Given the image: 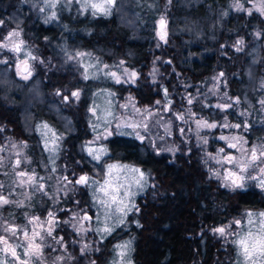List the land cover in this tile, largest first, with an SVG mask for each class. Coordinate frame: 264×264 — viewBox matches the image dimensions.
I'll return each instance as SVG.
<instances>
[{
    "label": "trees",
    "instance_id": "trees-1",
    "mask_svg": "<svg viewBox=\"0 0 264 264\" xmlns=\"http://www.w3.org/2000/svg\"><path fill=\"white\" fill-rule=\"evenodd\" d=\"M28 1L0 0V20L4 22L0 25V37L11 28L23 29L29 44L35 46L36 53L44 60L57 59L56 51L64 53V46L69 50L91 52L108 64L122 60L136 77L134 82L120 83L116 90L120 97L131 98L142 109L162 110L171 101L172 113L191 106L202 116L216 120L220 109L215 108L209 98L210 86L221 79L233 98L241 101L247 95L255 99L247 71L257 55L255 75L257 79L264 78V16L232 13L229 0H116L109 15L89 12L82 15L75 5H71L67 11L60 10L58 21L47 23L40 18L38 9L27 5ZM161 16L168 20L166 42L160 39L156 29L157 19ZM257 34H260L259 38H256ZM241 39L244 44L242 50L237 51L236 42ZM60 44L64 45L60 48ZM58 73L45 75L46 72L41 71L45 76L39 79L44 83L42 89L48 95L52 92L54 99L50 102L56 105L57 112L71 116L79 128L84 123L83 107H74L68 89L74 86V81L68 70L58 69ZM220 73L224 75L221 77ZM7 80L10 83L8 91L0 89V126L3 127L0 143L6 140L2 137L25 141L30 145L29 156L37 158L40 154L44 158L47 153L44 155L42 149H37L39 135L36 131L29 133L21 117L23 91L29 86H21L13 75ZM164 89H167V100ZM65 95L70 98L68 101L63 99ZM189 98L193 100L191 104ZM41 101L30 109L36 115L34 120L46 118L56 124L55 113L49 118L39 111L41 107L44 112L50 109L49 103L46 104L44 99ZM226 114L231 118L229 112ZM80 133L78 130L69 137L81 139ZM123 133L107 140L109 155L106 158L137 164L148 176L146 189L136 199L141 228L134 258L140 264H160L162 261L168 264H221L222 260L229 264L218 241L204 239L205 235L190 238L187 234L190 228L196 232L193 226H200L202 232L207 233L206 226L210 228L228 219L227 213L211 216L210 209L205 208L206 201L215 200V207L228 210L227 201L252 200L254 197H248L245 190L239 188H223L222 179L213 174L203 148L200 149L194 139H189L190 144L178 143L177 152L171 155L155 153L130 132ZM262 135L264 120L252 119L247 138L258 141ZM75 158L78 160L77 154ZM84 161L91 163L90 158L82 155L83 167L79 170L90 172ZM1 170L0 166V181L5 176ZM166 193H175L174 201L188 198L202 201L197 222L194 223V214L188 204L183 216L179 215L177 205H171L170 213L160 212L161 219L157 221L147 201L163 202ZM167 227L169 232L164 234Z\"/></svg>",
    "mask_w": 264,
    "mask_h": 264
},
{
    "label": "rangeland",
    "instance_id": "rangeland-1",
    "mask_svg": "<svg viewBox=\"0 0 264 264\" xmlns=\"http://www.w3.org/2000/svg\"><path fill=\"white\" fill-rule=\"evenodd\" d=\"M88 2L103 4L104 0H88ZM228 2L229 10L232 13L242 12L249 15L247 11H239L236 9L235 5L239 3L244 9L250 10L251 15L256 14L264 16V13L258 10V8L264 6V0H229ZM49 3H55V7L50 8L48 6ZM84 3L85 0H80L79 3H77V0H71V3H69L68 0H30L27 2V5H30L31 9H38L40 18L46 23L58 21L61 13L60 10L67 11L68 6L71 5H75L82 15L87 12L109 15L112 7H114L105 4L104 6L108 10V14H105L103 11H96L91 8H88L86 11L82 10ZM53 12H55L56 17L55 19H50ZM161 17L158 18L156 22L157 33L160 32L159 21ZM164 19L166 24L162 31L166 32L167 36L168 20L167 18ZM12 30H18L20 32V39L23 40L24 43L21 46L20 52H12L8 49H0V58L7 60V63H0V67L3 66V73L0 74V89L2 91H8L10 83L7 79L12 75L17 81H19L21 86H29L27 87L26 91H23V110L21 117L25 127L27 130H29V133L36 131V133L39 135V138H37L43 139L42 143L45 146L43 151L44 154L47 152L48 156H45L44 160H42L40 163L41 165H38V160L34 156L31 157L28 154V151L30 150L29 144H27L25 141L14 140L11 137H2V139L9 140L3 148L5 158L3 164L6 166L7 171L4 172L5 176L0 181V184L3 185L0 194H3L10 201H12V203L0 207L1 209H5L6 206H10V208H13L14 210H21L24 215L33 217L38 213L33 210L34 206H32L31 203L34 201L38 202V199L41 201L47 200L50 204H52L54 210L55 207L68 206V202L72 201V209L69 208L67 213V216L69 217L68 221L71 219L73 214L78 213L80 216L84 215L85 212L87 213L86 208H79V204L75 201L81 199V197L77 198L76 195H79L86 187L81 188L82 185H80V189L76 184H69L68 190L66 192L61 190L63 188V177L67 176L71 180L72 173H74L76 178L81 175H87L91 180L98 181L101 184L105 179L114 180L115 177H118V180H114V183L127 185L128 191L132 193L129 199L138 207L136 199L140 194L143 193L148 185L147 174L141 166L132 162L115 159L111 160L106 158L109 155L106 142L115 134H118L116 129V125L118 123L121 125L119 132H130L139 142L150 147L155 153L164 152L174 155L178 150V143L179 145H184V143L190 144L189 139H194L195 143L199 145L200 149L203 148L202 151L205 154L206 161L212 166L213 174L216 175V173H219V177L224 183L223 185L227 183V181L223 179V177L227 175V171L229 169L236 171L237 169L235 166V161L232 163H217V160L222 161L224 156L227 154H231L233 157L239 159L242 156L241 149H243L246 153L253 147L259 149L261 146H264V135H262V138L258 141H252L246 136L249 132L252 119L258 118L261 121L264 120V104L260 103L261 100H264V78L260 77L257 79L255 75L256 63L259 59L258 55H255V49L253 54L256 57L253 58V63H251L247 71L249 75L250 90L254 93L253 96H255V99L245 95L244 98L239 101V103H233L236 98H233L230 95L229 90L225 88L224 81L218 79L216 85L214 84V86H210L211 90L209 92V98L211 99V102H213L214 105L218 103H233V107L227 111L220 110L218 119L215 120L209 119L208 117L202 116L201 114L195 112L191 106L187 107L182 112L174 113H172L173 111L170 109V107L167 109L163 108L162 110H148L139 108L135 105L131 98L119 96L116 87L120 83H116L115 79L108 75L109 72H116L117 75L120 76L121 81H125L127 74L133 71L125 67V65L121 63L122 60L114 64H108L101 60L99 56L91 52L69 50L65 46L63 47L64 53L56 51L58 53L57 55H59L57 56V59L53 60L52 58H47L44 60L43 57L38 56L36 53L37 51L34 48L35 46H31L29 44L28 39L26 38V32L23 29L11 28L8 31H5L0 37V41H2L3 37L7 36V34ZM259 37L260 34H257L256 38ZM63 45L64 44H60V48ZM81 53L84 55H79ZM32 57H36V59L34 60ZM17 58L21 59L17 62ZM25 60L30 63L28 70L32 72V75L27 80L22 78V75H25L22 72V66L24 64L23 61ZM7 64L8 66H6ZM105 65H107V67H105ZM17 68L20 69L19 73L17 72ZM58 69L68 70L69 74H66H68L74 81V86L68 88L69 93L74 91H78L80 93L79 99L72 97V103L75 105L74 107L79 105L83 107L84 123L80 124L79 128L71 116L69 117L66 114L62 115L61 113L59 114V112H57L56 105L50 102V99H54L52 92L48 95L42 89L44 83L39 79L45 76L41 74V71L46 72L45 75H49L50 73L54 75V73L59 74ZM35 73H38V76H35ZM85 75L88 76V79H85ZM36 85L38 86L36 87ZM41 99H44L46 104L49 103L50 109H48L49 112H44L41 107L39 111L45 116L47 115L49 118L52 117V113H55L56 120L58 119L57 122H55L56 124L49 120L45 121V118L39 119V124L35 123V121L38 122V120H34L36 115L35 113H31L30 109L34 104H41ZM254 103L257 104L255 105ZM137 109L140 111L138 112ZM189 110H191V113L194 115H190ZM149 111L152 113V115H148ZM226 112H229V115H231L232 119L229 118ZM177 114L183 115L184 120L182 121L177 119ZM225 117L230 125L241 124V127L238 129L232 127H217L216 129L199 130L196 128V120L204 119L209 122H215L218 125H222L225 122ZM142 121L147 123V130H145L143 127H137L134 129L130 126L140 124ZM242 121L248 124L247 129H245L243 123H241ZM44 125H47L48 127L45 128ZM1 128L3 129V127L0 126V129ZM180 128H183V134H181L179 131ZM105 129L110 130L112 135L107 136V138H101L97 140V136L103 137L105 134ZM78 130L81 132L80 134H82L80 135L82 137L81 139L75 140L72 137H69L71 133H75ZM137 133L144 137L143 140L137 137ZM220 136H226L229 138L239 137L242 141H246V143H237L236 148H229L227 147L226 141L219 138ZM205 138L207 139L206 144L203 142ZM86 146H91L94 150H98L99 148L103 147L107 150V154L103 155L101 161L98 163L88 155ZM38 147H41V141H39ZM220 149H224V152L221 153ZM17 153H19V156H17ZM75 154H77L78 160H76ZM82 155H84V158L88 157L91 159V163H85L84 161V164L88 165L87 167L90 168L89 174H84L85 171L79 170L81 167H83V164L80 162ZM17 158L21 160L20 167L14 166V162ZM107 164L121 166L127 165L130 168H139L142 172H144L145 177L147 178V184H145L142 188L139 187L136 183V181L139 179L138 174L130 172L125 168L114 169L113 175L107 176ZM256 164L264 167V163L261 161H257ZM53 168L55 171H52ZM21 170L27 172L29 175L35 174L37 177V182H42L45 185V191L48 193V195H45L41 191H37L32 184L20 185L19 180L22 178L18 177L16 173ZM69 170L70 172H68ZM248 174L259 175L258 168L250 166ZM41 177L43 178L42 181L39 180ZM23 179H26V177ZM243 183V189L253 187L264 192V187L260 186L258 180L246 179ZM87 187V189L91 190V192L93 190V199L95 200L96 205L99 207L97 197H100L103 194L98 191V188H96L95 185H89ZM227 189L232 190L237 188L227 187ZM121 191H123V189H121ZM86 199H82L81 201H85ZM15 202L23 203L22 206H19ZM52 211L53 209L50 210L51 213ZM248 213H252V224H248L247 222ZM260 213H264V211L249 210L246 213L244 219H239V221L243 222L242 226H236L233 224V222L237 220L229 221L225 225H219V227L232 225V228L230 229L232 234L229 235L227 239L221 237L219 233L214 231L218 227H216L212 233L217 237V241H221L223 247L227 246V248H229L228 245L230 246L233 244L231 241L236 239L238 234H243L244 231L249 229L254 233L258 231L260 219H262L259 217ZM99 214H101L105 219L104 210L100 207L97 208L95 217L97 218ZM135 214L136 213L133 211L130 212L125 217V224L120 226L121 230L118 237H120L121 241H119L117 245L130 242V246L126 250L125 256L121 258L118 255L119 261L122 260L123 264H129V262L130 264H134L135 262L133 255L135 254V251H133L134 235L132 232V227L136 224L132 223V219L134 218L133 215L135 216ZM83 223L86 229L88 228V223L90 225V222L87 221H83ZM108 223H115V217L109 219ZM209 234L211 235V233ZM107 235L109 234H106V236ZM119 251L120 250H118V252ZM220 262L222 263L223 260Z\"/></svg>",
    "mask_w": 264,
    "mask_h": 264
},
{
    "label": "snow or ice",
    "instance_id": "snow-or-ice-1",
    "mask_svg": "<svg viewBox=\"0 0 264 264\" xmlns=\"http://www.w3.org/2000/svg\"><path fill=\"white\" fill-rule=\"evenodd\" d=\"M69 3H71V0H68ZM80 0H77V3H79ZM170 2V0H169ZM116 3V0H104L103 4L98 3H89L88 0H85V3L82 6V10H87L88 8H91L96 11H103L105 14H108V10L105 8V4L108 6H114ZM50 8L55 7V3H49L48 5ZM236 9L239 11H247L249 15H251V11L248 9H244L243 6L239 3L235 5ZM43 10V9H41ZM262 13H264V6H261L258 8ZM95 14V12L93 13ZM56 14L53 12L51 14L50 19H55ZM3 21L0 20V25H3ZM161 29L164 28L166 21L163 17H161L159 21ZM20 32L18 30H12L10 31L7 36L3 37L2 41H0V49H8L12 52H20L21 46L23 45V40L20 39ZM158 35L160 36L161 40H165L166 42V32L160 31L158 32ZM15 38V39H14ZM244 44V41L238 40L236 42V50L240 51L242 50V45ZM84 55V54H79ZM32 59H36V57H32ZM0 63H7V60L0 58ZM25 64V72L27 74L22 75V78L27 80L31 75L32 72L28 70L27 61H23ZM123 63V62H121ZM107 67V65H105ZM155 71V70H154ZM17 72H20V69L17 68ZM108 75H110L112 78L115 79L116 83H121L120 76L117 75L116 72H109ZM224 74L220 73V76L222 77ZM136 77V73L130 72L127 74L125 81L128 82L131 80L134 82V79ZM85 79H88V76L85 75ZM165 92V99L167 100V89H164ZM58 95L60 93H57ZM70 96L79 99L80 93L78 91H74L69 94ZM65 101H68L69 97L65 95L63 97ZM231 99V98H229ZM193 100L191 98L188 99V103L191 104ZM157 104L160 103V101L156 102ZM171 101H168V103L165 105V108H169ZM233 103H239L238 98L233 101ZM233 103H218L214 105L215 108L220 109L221 111H227L228 109L233 107ZM261 104H264V100L260 101ZM139 112L140 110L137 109ZM147 111V110H146ZM190 115H194L191 113V110H189ZM148 115H152V113L149 111ZM243 115V114H242ZM177 119L184 120V116L181 114H177ZM197 130L199 129H216L217 127H232V128H240L241 124H234L230 125L227 122V119L225 117V122L222 125H218L215 122H209L204 119H199L195 121ZM243 123L245 129H247L248 124L246 122ZM134 129L137 127H143L145 130H147V123L141 122L137 125H130ZM45 128H47V125H44ZM121 125L118 123L116 125L117 133L120 135H123V132H119ZM2 131V129H0ZM179 131L181 134H183V128H180ZM198 134V133H197ZM112 135V132L108 129H105V134L103 137L97 136L96 139L99 140L101 138H107V136ZM137 137L141 140H143V136H140L139 133H137ZM221 140H225L227 143V147L229 148H236L237 143H246V141H242L239 137H226V136H220ZM203 142L206 144L207 139L205 138ZM88 155L91 156L93 160L96 162H100L103 155L107 154V150L103 147L99 148L98 150H94L91 146H86ZM2 150V149H0ZM220 152L223 153L224 149H220ZM242 156L237 159L236 157H233L231 154H227L224 156V159L217 160V163H232L235 161L236 171H232L229 169L227 171V175L223 177L227 183L225 184L226 187H233V188H243L244 187V181L246 179H253L258 180L261 187H264V167L259 166L256 164L257 161H261L264 163V146H261L259 149L256 147L251 148L246 153L243 149H241ZM17 156H19V153H17ZM54 159V158H53ZM3 165L2 159H0V166ZM15 167L21 166V160L17 158L14 162ZM253 166L254 168H258L259 175H249V167ZM117 168H125L130 172L137 173L139 176V179L136 181L137 185L139 187H143L145 184H147V178L145 177L144 172H142L139 168H130L127 165H115V164H107L106 165V175L112 176L113 170ZM52 171H55L53 168ZM18 177H21L22 179L19 180L20 185L24 184H32L37 191L43 192L45 195H48V193L45 191V185L42 182H37V177L35 174L29 175L27 172L21 170L16 173ZM217 176H219V173H216ZM26 177V179H23ZM40 181L43 180V178H39ZM114 180H118V177H115ZM114 180L105 179L104 182L101 184L98 181H93L90 179L87 175H81L78 178L75 179V181L69 180L67 176L63 177V188L61 190L67 191L69 184H76V185H82V186H89V185H95L96 188H98V191L102 193L103 195L100 197H97L98 205L101 209L104 210V222L102 229L97 226L95 228V231H103L105 234H111L112 230L117 226H122L125 224V217L132 212L133 210L139 211L136 204L131 202L129 197L132 195L128 191L127 185H122L120 183H114ZM3 185L0 184V188H2ZM123 189V191H121ZM95 190V189H94ZM9 203H12L7 197H5L3 194H0V207L7 205ZM19 206H22L23 202H15ZM112 217H115V223L109 224L108 220ZM247 222L248 224L253 223L252 219V213L247 214ZM259 217L260 219V226L257 232H253L252 230H246L243 234H238L237 238L232 240L231 243H233L236 248L238 249V256L239 259L237 261V264H264V213H260ZM39 220L38 217H33L32 220L29 221V223H32L36 225V222ZM93 220L92 216H89L86 212L84 215L80 216L78 213L73 214L71 219L69 221H65V223H68L71 227H73L77 233H82L85 231H88L89 229L85 228V225L83 221L91 222ZM73 221L75 223H73ZM97 221H99V217H97ZM55 223H58L56 221V218L53 216L51 212L48 213V220L45 221L44 224L39 225V227L43 230V235L41 232H38L35 230V227L31 230V234L28 230L19 229L15 225H5L4 231L7 233H10L11 236L16 237L17 244L9 243V238L4 235H0V253L3 254V256H0V264H9V258L12 261V264H16V262H19V264H28L27 260H21V256L17 254V247H23V256L30 257L33 259L36 264H40V258L42 257V249L45 246L52 247L56 244L60 245L61 248H63L65 251L66 245L63 243V237L61 236H54L53 235V225ZM236 226H242V222L237 220L233 222ZM45 225H47L45 227ZM137 226H140L137 223ZM232 228V225L227 226H221L216 228L214 231L216 233H219L221 237H224L227 239L229 235L232 233L230 232V229ZM17 233L20 234V236L23 237L24 243L21 245L19 243L20 236L17 235ZM50 238L51 244L45 245L44 240ZM130 242H125L122 245H117L116 247L120 250L118 252V255L123 258L125 256L126 250L129 248ZM89 249V245L85 244L81 249L80 252L83 254L86 250ZM64 257L58 256L53 261V264H60L61 261H63ZM117 264H123V261L117 262ZM130 264V262H129Z\"/></svg>",
    "mask_w": 264,
    "mask_h": 264
},
{
    "label": "flooded vegetation",
    "instance_id": "flooded-vegetation-1",
    "mask_svg": "<svg viewBox=\"0 0 264 264\" xmlns=\"http://www.w3.org/2000/svg\"><path fill=\"white\" fill-rule=\"evenodd\" d=\"M21 58H17V62ZM26 74V73H24ZM35 76H38V73H35ZM48 119L45 118V121ZM36 124L40 123V120L35 121ZM9 139H6L5 141L0 143V159L4 162V152L3 148L7 144V141ZM79 140V139H75ZM41 141V147L39 148L37 146V149L43 150L44 149V144L43 139H39ZM39 144V142L37 143ZM44 152V151H43ZM47 153V152H46ZM45 153V154H46ZM44 154V155H45ZM48 156V155H45ZM44 156V157H45ZM37 164L39 165L41 163V159H44L38 154L36 158ZM39 162V163H38ZM41 165V164H40ZM2 170L1 172L4 173L7 171L6 166L3 164L1 166ZM70 172V170L68 171ZM85 173H88V171H85ZM5 174V173H4ZM81 174V173H80ZM72 176V181H75L76 177L74 176V173L71 174ZM70 180V179H69ZM80 188V185H77ZM85 186H82L81 188H84ZM223 188L225 185L222 186ZM80 188V189H81ZM86 187L81 193L76 195V197H81L80 200H76L75 202L78 203L79 208H86L87 214L89 216L93 217V220L90 222V225L88 223V231L82 232V233H77V231L71 227L68 223H65V221H68L69 217L67 216V213L69 211V208L72 209V201L68 202V206H62V207H52V204H50L47 200L41 201L38 199V202L34 201L32 204L33 210L38 213L37 215L33 217H38L39 220L36 222V225L29 223L30 220H32L33 217L24 215L23 212L19 209L14 210L13 208H10V206H6L4 209H0V235L7 236L9 238V243L12 244H17L16 237H13L10 235V233H7L4 231V226L5 225H15L19 229H24L28 230L29 233L31 234V230L35 227V230L38 232H41L43 235V230L39 227V225L44 224L45 221L48 220V214L50 210L53 209L52 213L53 216L56 218V221L58 223H55L53 225V235L54 236H61L63 237V243L66 245V251L60 247V245L56 244L52 247L45 246L42 249V257L40 258V264H53V261L55 260L56 257L61 256L64 257L63 261L60 262V264H117L119 262V256H118V248L116 247L117 244L119 243L120 237L118 235L120 234V226H117L113 229L111 234L107 235L101 230L99 232L95 231V228L99 226L101 229L103 227V222L104 218L102 217L101 214H99V221H97V218L95 217L97 208H99L95 200L93 199V190L87 189ZM242 190H245V194L248 195V197H254V199H245L244 201H234L230 200L227 201L226 207H228V210L222 208L215 207V200L211 201H206L205 202V208L210 209L209 213L212 214L211 216L214 215H219V214H224L228 219L224 221L222 224H226L229 221L233 220H239L240 218L245 217L246 213L249 210H254V211H264V192L260 191L259 189L253 188V187H248V188H239ZM234 190V189H232ZM247 191V192H246ZM251 194H253L251 196ZM175 193L169 194L166 193L163 197V202H157V200L151 199V201H147L148 208L150 209V212L154 215L153 217L158 221L160 218L159 213L163 214H168L170 213V207L177 205L178 206V212L180 216H183V214L186 212V207L185 205L188 204L190 205L192 214H194L195 222H197L200 214H201V204L202 201L200 200H192L190 198L188 199H180L174 201L175 198ZM177 197V196H176ZM87 198V199H86ZM256 198V199H255ZM82 199H86L85 201H81ZM44 203V206H43ZM63 204V203H62ZM67 204V203H66ZM65 205V204H64ZM172 205V206H171ZM138 208V207H137ZM148 209V210H149ZM135 216L133 215L132 223H136L132 227V232L134 235V241H133V251H135V247L137 245V238L139 234V230L141 228L140 222H139V211H135ZM4 213V214H2ZM74 223V222H73ZM137 223L140 226H137ZM243 223V222H242ZM218 224L216 226H211L210 228L206 226V229L208 230L207 233H203L200 226L199 228L196 226H193V228L196 230L193 231L190 228V231L187 234V237H195V238H201L204 236V239L209 238L213 241H217V237L215 234L212 233V231L216 228L219 227ZM47 225H45L46 227ZM170 228H165L164 229V234L169 232ZM246 229V227H245ZM211 233V235L209 234ZM18 236H20L19 233H17ZM214 242V241H213ZM212 242V244H213ZM223 249L224 255L226 257V261H229V264H237V261L239 259L238 256V249L234 244H231L230 246L228 245L229 248L223 247L221 241H218ZM19 243L22 245L24 243V239L22 236H20ZM45 245L51 244V239L48 238L44 240ZM89 245V249L86 250L83 254H81L80 249L85 245ZM136 252V251H135ZM17 254L21 256V260H27L28 264H36V262L31 259L30 257L23 256V247H17ZM134 255V254H133ZM0 256H3L2 253H0ZM135 259V258H134ZM9 264H12L11 259L9 258ZM16 264H19V262H16ZM134 264H140V261H137L135 259ZM160 264H168L167 261H162ZM221 264H228V263H221Z\"/></svg>",
    "mask_w": 264,
    "mask_h": 264
},
{
    "label": "water",
    "instance_id": "water-1",
    "mask_svg": "<svg viewBox=\"0 0 264 264\" xmlns=\"http://www.w3.org/2000/svg\"><path fill=\"white\" fill-rule=\"evenodd\" d=\"M159 30L162 31L163 29H161V27H160ZM27 66H28V69H29V66H30V63L29 62H27ZM22 72L23 73H26L25 72V64H23V66H22Z\"/></svg>",
    "mask_w": 264,
    "mask_h": 264
}]
</instances>
